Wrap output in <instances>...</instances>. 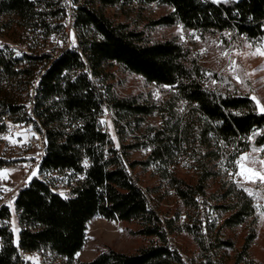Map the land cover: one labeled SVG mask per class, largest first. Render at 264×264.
Wrapping results in <instances>:
<instances>
[{"label":"trees","instance_id":"16d2710c","mask_svg":"<svg viewBox=\"0 0 264 264\" xmlns=\"http://www.w3.org/2000/svg\"><path fill=\"white\" fill-rule=\"evenodd\" d=\"M68 1L0 0V35L16 40L27 30L43 31L35 52L6 56L0 51V131L7 118L32 124L44 138L39 175L13 199L17 239L7 223L14 213L0 195V221L6 222L0 226V264H25L22 253L39 254L43 264H186L171 243L180 231L193 236L201 264H264L251 256L260 207L233 179L236 165L230 163L252 145H264V114L248 94L207 83L215 74L182 44L153 41L144 30L106 14L112 7L158 4L170 12L153 25L180 24L199 35L231 31L260 43L264 0H71L82 54L73 48L56 56L38 51L52 34L67 36L60 21L67 17ZM109 65L167 88L164 96H118L107 83ZM32 88V107H27ZM106 109L114 114L119 145L102 127ZM153 115L159 123L145 125ZM142 149L144 158L132 159V152ZM11 163L0 158V166ZM181 167L192 172L190 180L178 175ZM137 168L149 171L159 188L143 187ZM162 187L186 208L184 225L160 217V197L153 195ZM198 195L221 217L219 225L208 227L207 238L197 224ZM97 216L136 223L137 234L151 240L132 253L107 249L79 260L88 224ZM239 227L248 233L236 249L228 232Z\"/></svg>","mask_w":264,"mask_h":264},{"label":"rangeland","instance_id":"374dc122","mask_svg":"<svg viewBox=\"0 0 264 264\" xmlns=\"http://www.w3.org/2000/svg\"><path fill=\"white\" fill-rule=\"evenodd\" d=\"M219 2L222 0H212ZM170 12L166 6L158 4L112 7L106 10V14L116 22L128 23L131 27L144 30L151 40L172 39L182 44L190 51V56L197 59L211 73L214 78L206 80L212 87L222 89L228 87L236 89L240 93L256 97L260 101V107L264 106V55H253L258 47L264 48V40L260 43L250 41L245 36H239L231 31L220 35L207 33L204 35H193L180 24L173 26L153 25L152 22ZM71 39H75V31L72 30ZM18 37L12 39L10 36L0 35V41L19 48ZM66 43L63 40L50 39L45 43V52L59 53V49ZM19 53V50H15ZM227 53V55H223ZM234 61V68L230 69V62ZM108 73L107 83H111L114 92L120 97L138 96L140 99L157 100L164 96L165 87H159L148 83L143 77L127 72L117 65H109L106 68ZM239 77V81L235 77ZM256 102V101H255ZM159 117L153 115L149 117L146 124L156 125ZM103 121V123H102ZM104 130L112 137L116 145H119V136L115 126L114 114L110 109H106L105 115L101 118ZM130 140V138H128ZM254 149H264L262 146L252 145L249 150L241 155L245 160L241 161V166L236 165L233 179L247 189L260 207V212L255 224L256 237L251 247V256L257 262L264 263V183L251 177L250 172L244 175H237L242 169H251L255 172L264 174V151H254ZM44 151V139L41 134L34 129V126L27 125L19 128L10 129L4 138L0 140V158L11 161L10 165L0 166V189H11L4 191L8 196L1 197L2 203L9 205L14 213L12 224L16 239L18 229L16 222L13 199L23 186L39 175V162ZM145 150L133 151L132 159L141 160L144 158ZM239 158V157H238ZM253 161H256L253 163ZM35 172L36 175H32ZM139 182L143 187H158V180L149 171L137 168ZM178 175L187 180L192 177V172L181 167ZM162 187L153 195L158 199L160 217L174 219L177 225L182 226L188 220L187 210L182 202L173 192H164ZM62 195H68V190L64 186L57 189ZM157 195V196H156ZM16 222V224H15ZM138 225L136 223H125L120 221L106 220L102 217L92 219L87 227V240L83 250L78 254V259L89 261L98 253L107 249L132 253L142 246L147 245L151 239L137 234ZM248 233V228L239 227L234 231H229L228 235L235 241L236 249H239ZM172 244L182 253L188 264H201L199 248L193 236L185 231H180L171 236ZM233 253H231V256ZM25 264H43V258L39 254H26Z\"/></svg>","mask_w":264,"mask_h":264},{"label":"built area","instance_id":"2783aa9c","mask_svg":"<svg viewBox=\"0 0 264 264\" xmlns=\"http://www.w3.org/2000/svg\"><path fill=\"white\" fill-rule=\"evenodd\" d=\"M68 6H69V8L67 10V12H68L67 17L65 19H63L62 21H60L63 25H68V36H61L60 32H56V33L51 35L50 39H56L57 38L60 41L63 40L66 43V45H64V47H61L60 49H62V48H76L77 51L82 54V51L79 50V47L73 46L72 41H71V35H70V33H71L70 18H71V12H72V10H71L72 1L71 0L68 1ZM197 33H198V31H196V30L192 31L193 35H197ZM36 37H37V39H40V40L43 39V31L40 28L27 30L25 32L23 39L20 41L18 49H15L14 47H11L10 45L0 41V45H3V47L0 48V51H5L6 56H11L12 50L35 52V51H37L35 49V46H34ZM256 43L258 44V42H256ZM44 47L42 49H39L38 51H45ZM60 49H59V51H60ZM47 53L51 54L53 56H56L58 54V53L54 54L53 52H47ZM82 58L84 61H86V58L84 55H82ZM33 96H34V92H32L31 97H29V99H28V102L26 105L27 107H32ZM3 123L5 125V130L0 131V140L6 136V134L10 131V129L27 126L24 124H12L9 122V120L7 118H3ZM34 129L36 130L35 127H34ZM38 133L42 135V133H40V132H38ZM42 137H43V135H42ZM0 195H1V197L8 196L2 189H0ZM196 200H198L199 205H202V212H201V214H199V218L197 219V224H198V226H200V228L202 229V234L205 236V227H213V226L219 225L221 223V217L216 216V221H207V212H216L215 206L213 205V203L210 200L203 197L202 195L196 196ZM5 223L6 222L0 221V226L4 225ZM7 223L11 224V228L14 229L13 224H12V220L10 222L7 221ZM15 224H16V222H15ZM16 226L18 229L19 228L18 224H16ZM25 255H26L25 253H22L23 259H24ZM185 262H186V264H188L186 260H185Z\"/></svg>","mask_w":264,"mask_h":264},{"label":"snow or ice","instance_id":"6c2138e0","mask_svg":"<svg viewBox=\"0 0 264 264\" xmlns=\"http://www.w3.org/2000/svg\"><path fill=\"white\" fill-rule=\"evenodd\" d=\"M2 47H3V45H0V48H2ZM16 54L17 55H20V53H18V52ZM252 54L253 55H264V48L258 47L256 49V51L254 53H252ZM223 55H227V53H223ZM234 64H235L234 61L230 62L229 68L230 69H233L234 68ZM235 78L238 80V82H240L238 76L235 77ZM251 99L254 100V101H256L257 106H260V101L257 100L256 97L253 96V97H251ZM260 111H261L262 114H264V106H261L260 107ZM102 123H103V121H102ZM254 151H264V149H254ZM243 160H245V156L241 155L234 162L233 161H230V163H234L237 166H241V161H243ZM255 162L256 161H253V163H255ZM84 163H85V166H86L87 165V161L85 160ZM260 163H264V161H260ZM221 166H223V165H221ZM245 172H250L251 173V177H254V178L258 179L261 183H264V174L259 173V172H255L254 170H251V169H246V170L245 169H242L241 172H238L236 174L237 175H244ZM32 175L34 176V175H36V173L33 172ZM0 176H3V174H0ZM10 190L11 189H4V191H10ZM244 190L245 191H248L247 189H244ZM249 194H251V193H249ZM9 207H11V202H9Z\"/></svg>","mask_w":264,"mask_h":264},{"label":"bare ground","instance_id":"6f19581e","mask_svg":"<svg viewBox=\"0 0 264 264\" xmlns=\"http://www.w3.org/2000/svg\"><path fill=\"white\" fill-rule=\"evenodd\" d=\"M70 27H71V31L72 30H74V28H73V26H72V18H70ZM65 29H66V35L68 36V25H65ZM72 33V32H71ZM71 41H72V44H73V46H75V47H79V44H78V40H77V37L75 36V39H71ZM74 50H77L76 48H73ZM19 52H24V53H31V52H28V51H19ZM11 53H13V54H16L17 53V51H15V50H12V52ZM34 86H35V84H34ZM32 92H34V89L32 88V90H31V94H32ZM30 97H31V95H30ZM195 200H196V198H195ZM196 204L198 205V218H199V214H201V212H202V205H199V202H198V200H196ZM218 212V211H217ZM217 212H207V221H216V216H219V214L217 213ZM220 217V216H219ZM200 227V226H199ZM200 231H201V233H202V229L200 228ZM207 235H208V227H205V237L207 238ZM172 243V242H171ZM173 245V244H172ZM174 246V245H173Z\"/></svg>","mask_w":264,"mask_h":264}]
</instances>
